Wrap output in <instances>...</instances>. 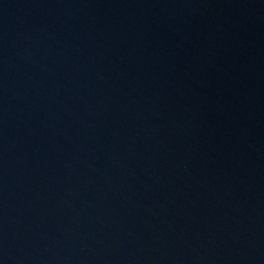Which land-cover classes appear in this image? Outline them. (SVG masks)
I'll use <instances>...</instances> for the list:
<instances>
[{
	"label": "water",
	"instance_id": "obj_1",
	"mask_svg": "<svg viewBox=\"0 0 264 264\" xmlns=\"http://www.w3.org/2000/svg\"><path fill=\"white\" fill-rule=\"evenodd\" d=\"M0 264H264V0H0Z\"/></svg>",
	"mask_w": 264,
	"mask_h": 264
}]
</instances>
